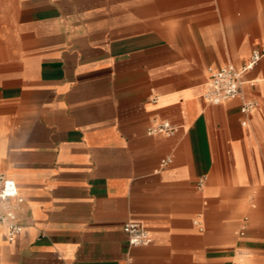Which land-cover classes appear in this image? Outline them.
<instances>
[{"label":"crops","instance_id":"crops-1","mask_svg":"<svg viewBox=\"0 0 264 264\" xmlns=\"http://www.w3.org/2000/svg\"><path fill=\"white\" fill-rule=\"evenodd\" d=\"M94 1L0 0V169L23 226L0 224V264H264V54L248 125L240 99L204 98L209 68L264 50V0Z\"/></svg>","mask_w":264,"mask_h":264},{"label":"built area","instance_id":"built-area-1","mask_svg":"<svg viewBox=\"0 0 264 264\" xmlns=\"http://www.w3.org/2000/svg\"><path fill=\"white\" fill-rule=\"evenodd\" d=\"M264 54V50H254L251 58L242 68L233 64H226L219 69L209 68L210 79L207 83L204 98L208 103L220 104L230 99H240L241 112L246 117L242 125H248L250 113L258 107L256 99L248 98L243 89L242 74L252 69ZM254 85V81L249 82ZM176 130L174 125L169 122H162L151 132H160L172 134ZM171 161L166 158L162 161L165 165ZM206 178L199 180L198 186L201 188ZM19 195L16 181L10 178L0 169V224L5 228L6 237L9 240H15L23 231V226L17 222L16 205L13 200ZM124 230L128 237V242L132 246L148 245L151 242V236L148 228L139 220L130 219L124 225Z\"/></svg>","mask_w":264,"mask_h":264},{"label":"rangeland","instance_id":"rangeland-1","mask_svg":"<svg viewBox=\"0 0 264 264\" xmlns=\"http://www.w3.org/2000/svg\"><path fill=\"white\" fill-rule=\"evenodd\" d=\"M108 3H112V4H118L120 3V0H96L94 2H91L89 3L90 4H94L95 6H98V5H104V4H108Z\"/></svg>","mask_w":264,"mask_h":264}]
</instances>
